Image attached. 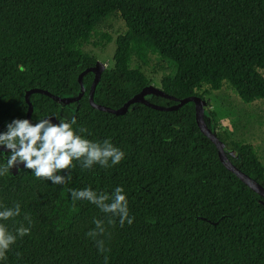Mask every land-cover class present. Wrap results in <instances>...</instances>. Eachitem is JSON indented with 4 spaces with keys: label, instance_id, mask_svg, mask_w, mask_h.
I'll use <instances>...</instances> for the list:
<instances>
[{
    "label": "trees",
    "instance_id": "16d2710c",
    "mask_svg": "<svg viewBox=\"0 0 264 264\" xmlns=\"http://www.w3.org/2000/svg\"><path fill=\"white\" fill-rule=\"evenodd\" d=\"M117 15L126 31L114 40L113 66L101 70L96 104L118 109L150 85L141 68L152 55L171 68L158 87L170 96L205 100L203 88L218 91L226 83L245 104L264 99V0H0V133L13 119H26L28 90L58 98L79 94L78 76L97 66L81 48ZM93 78L92 72L83 76L84 95L67 105L30 94L31 122L75 118L77 134L109 140L125 158L108 168L77 164L64 185L37 179L24 167L0 176V205L21 208L0 223L13 234L21 223L31 229L0 264H264V198L221 163L196 123L194 104L160 110L134 103L116 116L90 106ZM147 101L176 105L153 94ZM204 110L230 162L264 186L255 147L231 139L207 102ZM9 153L0 151V165ZM118 186L131 225L121 226L118 217L109 225L105 213L85 200L73 203L69 191L90 187L111 195ZM94 219L105 222L104 253L87 235Z\"/></svg>",
    "mask_w": 264,
    "mask_h": 264
},
{
    "label": "clouds",
    "instance_id": "9594fccd",
    "mask_svg": "<svg viewBox=\"0 0 264 264\" xmlns=\"http://www.w3.org/2000/svg\"><path fill=\"white\" fill-rule=\"evenodd\" d=\"M24 71L23 66H19ZM76 119L70 122L59 120L53 123L50 118L38 120L33 124L29 119H13L6 125L7 130L0 133V146L10 150L6 157V164L0 165V176L6 175L11 168L23 164L24 168L32 170L37 179H46L54 185H64L71 181V170L77 164L82 169H91L99 164L108 168L118 165L124 158L125 153L114 147L109 140L102 143L93 142L77 134L73 129ZM87 129L80 128L79 132H86ZM111 162V163H109ZM67 170L69 175L58 174ZM73 203L85 200L94 204L101 212L108 216L107 223L114 225L113 217L119 218L121 226L127 222L133 223L134 217L129 216L128 201L122 187H116L111 195L97 193L90 187L82 190L69 189ZM110 201V202H109ZM0 221L12 220L21 214L19 203L13 207L0 205ZM31 225L29 216L24 217ZM95 228L87 233L94 239L100 253L107 251L104 240L99 239L106 233L105 222L94 219ZM30 227L23 223L15 229V234L10 232L5 224L0 223V261L6 260L7 251L10 246L16 243L17 237L23 238L30 234ZM107 261V257H105Z\"/></svg>",
    "mask_w": 264,
    "mask_h": 264
},
{
    "label": "rangeland",
    "instance_id": "374dc122",
    "mask_svg": "<svg viewBox=\"0 0 264 264\" xmlns=\"http://www.w3.org/2000/svg\"><path fill=\"white\" fill-rule=\"evenodd\" d=\"M125 31L124 21L118 15L114 16L98 29L96 35L88 44L82 46L81 50L95 57L97 67L100 69L111 68L115 50L114 40ZM137 64L138 62L133 59L131 67ZM141 70L155 87H159L160 80L171 72V68L155 55L149 57L148 64L142 66ZM204 91L207 92L205 100L208 109L216 114L220 127L228 132L231 139L253 145L264 166V99L245 104L226 83L218 91H211L207 87L201 92Z\"/></svg>",
    "mask_w": 264,
    "mask_h": 264
},
{
    "label": "water",
    "instance_id": "95a60500",
    "mask_svg": "<svg viewBox=\"0 0 264 264\" xmlns=\"http://www.w3.org/2000/svg\"><path fill=\"white\" fill-rule=\"evenodd\" d=\"M101 70L99 67L97 66H93V67H89L87 69H85L79 76H78V83L80 84V92L76 97L73 98H58L55 97L53 94L45 91V90H41V89H31L28 90L25 94V100L26 102L29 104V111L27 113V117L26 119H29L31 121V114H32V106L29 103L28 100V96L32 93H41L44 94L50 98H52L53 100H55L56 102H58L59 104H70L72 102H76L78 100L81 99V97L84 95L85 92V87L82 84V78L84 75H86L89 72H92L94 74V78H93V82L91 85V88L89 90L88 93V101L89 104L92 108L102 111V112H106V113H110L116 116L119 115H123L125 112H127L128 108L130 105L134 104V103H140V104H145L149 107L155 108V109H160V110H174L177 109L189 102H192L194 104L195 107V119H196V123L200 129V131L207 136L211 142L215 145L216 149H217V153H218V157L219 160L221 161V163L224 165V167L230 171L234 176H236L240 181H242L246 186H248L251 190H253L254 192H256L258 195H260L261 197L264 198V186L259 184L258 182H256L255 180L251 179L248 175L244 174L243 172H241L239 169H237L231 162L230 160L227 158L225 152H224V145L221 141H219L215 135V133H213L206 125L204 118H203V110L206 106V101L201 99L198 96H193V97H187V98H183V99H178L176 97L170 96L166 93H164L161 89H159L158 87H155L154 85L150 84L147 85L146 87H144L139 93H137L136 95H134L133 97H131L129 100H127L120 108L118 109H112L110 107L107 106H102L99 104H96L93 101V94L95 91V88L97 86V83L99 81L100 78V74H101ZM149 94H153V95H157V96H161L170 100H173L176 102V105L174 107H170V108H163V107H159V106H155L150 104L147 101L148 95ZM52 120L53 123H58V121L54 118H50ZM0 151H4V152H10V150H7L4 148V146H0ZM17 167H24L23 164H19L17 165Z\"/></svg>",
    "mask_w": 264,
    "mask_h": 264
}]
</instances>
